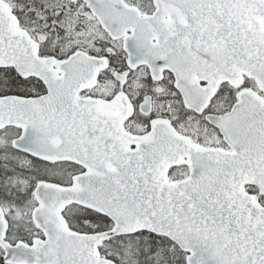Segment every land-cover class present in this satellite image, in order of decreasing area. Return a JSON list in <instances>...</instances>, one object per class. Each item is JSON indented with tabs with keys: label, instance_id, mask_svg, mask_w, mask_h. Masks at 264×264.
<instances>
[{
	"label": "snow or ice",
	"instance_id": "1",
	"mask_svg": "<svg viewBox=\"0 0 264 264\" xmlns=\"http://www.w3.org/2000/svg\"><path fill=\"white\" fill-rule=\"evenodd\" d=\"M0 264H264V0H0Z\"/></svg>",
	"mask_w": 264,
	"mask_h": 264
}]
</instances>
